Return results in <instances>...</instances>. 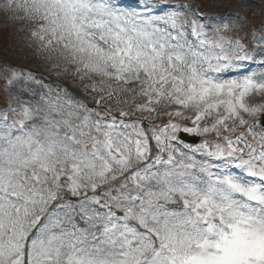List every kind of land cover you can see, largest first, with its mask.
Wrapping results in <instances>:
<instances>
[{
    "label": "snow or ice",
    "instance_id": "snow-or-ice-1",
    "mask_svg": "<svg viewBox=\"0 0 264 264\" xmlns=\"http://www.w3.org/2000/svg\"><path fill=\"white\" fill-rule=\"evenodd\" d=\"M0 12L94 94L0 66V264H264V38L171 0Z\"/></svg>",
    "mask_w": 264,
    "mask_h": 264
},
{
    "label": "rangeland",
    "instance_id": "rangeland-1",
    "mask_svg": "<svg viewBox=\"0 0 264 264\" xmlns=\"http://www.w3.org/2000/svg\"><path fill=\"white\" fill-rule=\"evenodd\" d=\"M171 3L176 5L187 3L185 6L189 9L193 5H200L207 13V18L216 20L221 16L228 19L238 14L241 20L237 22L234 29L229 31V35L243 38L249 47L250 54L259 52L260 40L264 38V0H171ZM240 26H243L244 31H240ZM261 59L264 57L255 56L254 60L260 62ZM8 65L20 66L21 70L30 71L45 82L66 84L70 92L84 98L90 105L93 103L94 94L84 92L79 80L58 77L55 69L45 67L40 62V57L29 50L27 36L20 25L6 19L0 12V66ZM259 70H264V67L254 69L257 72ZM4 96L6 94L0 93V103H3ZM249 103L253 105L264 103V98H252ZM186 137L197 138L193 135Z\"/></svg>",
    "mask_w": 264,
    "mask_h": 264
}]
</instances>
